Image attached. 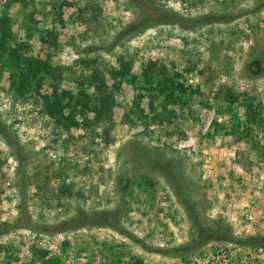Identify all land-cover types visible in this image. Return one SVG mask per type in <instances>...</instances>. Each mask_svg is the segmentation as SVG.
Segmentation results:
<instances>
[{"label": "rangeland", "instance_id": "374dc122", "mask_svg": "<svg viewBox=\"0 0 264 264\" xmlns=\"http://www.w3.org/2000/svg\"><path fill=\"white\" fill-rule=\"evenodd\" d=\"M0 27L61 70L64 100L88 98L93 69L115 85L108 120L63 106L68 126L43 107L48 81L16 98L0 67V264H40L37 249L46 264H264V247L228 240L264 236V0H0ZM147 60L184 88L164 110L147 104ZM197 225L221 238L197 243Z\"/></svg>", "mask_w": 264, "mask_h": 264}, {"label": "trees", "instance_id": "16d2710c", "mask_svg": "<svg viewBox=\"0 0 264 264\" xmlns=\"http://www.w3.org/2000/svg\"><path fill=\"white\" fill-rule=\"evenodd\" d=\"M56 1V0H54ZM170 18V19H169ZM218 18V17H217ZM151 21L154 22H176L181 24H187V22H211L215 20V17L211 14H205L201 18H189L182 17L168 11H158L154 16L150 17ZM139 23L138 26L142 25ZM141 29V28H140ZM133 30V29H132ZM29 34V33H27ZM27 43L17 41L13 39L11 30L9 28L0 27V67L6 69L10 75V91L16 98H23L31 89L37 85H41L48 81V85L51 89V93L44 96L42 101L43 107L55 120L61 121L63 125L76 126L77 121L74 117V113L63 115L61 110L64 107H71L74 110L77 106L81 109L82 113L88 107H97L100 109V119L108 120L111 116L112 109L115 105L114 100V86H108L104 76L99 70H91L85 76L88 87L91 89L86 100L80 99L79 96L74 97L71 101L69 96L64 100L65 95L62 91H58L57 84L60 80L61 70L56 68L48 58H40L31 56L27 53ZM142 68L143 85H141L146 91L147 104L150 108H153L154 102H158L156 106H160L161 110H164L167 103L171 101L180 100V96L184 94V88L181 86L180 81L175 79L174 75L178 73L176 71L169 72L164 66L157 63L156 60H147ZM125 74L124 69L119 71H113V76H123ZM178 94V95H177ZM139 96L134 100V106L137 105ZM227 100L234 101V97H228ZM54 108H58V115L55 116ZM244 109L249 123H255L259 121L257 115L253 112L252 104L250 101H245ZM0 134L5 135L3 125L0 123ZM25 227L33 229L32 223L25 218ZM91 224L86 218L81 220L67 223L60 227L53 229L54 232H60L69 227H77ZM118 232L126 234L118 225L115 223H106ZM197 225L199 234L197 243L204 242L211 238H221L216 235L217 230L211 231L205 227ZM127 237L139 243V239L135 238L130 234H126ZM228 240L234 242L240 246L250 247H264V236L260 237H247L244 239L240 238H228ZM38 256L40 257V264H46L47 259H44L46 251L37 249Z\"/></svg>", "mask_w": 264, "mask_h": 264}]
</instances>
